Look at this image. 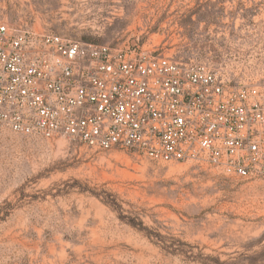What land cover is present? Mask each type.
<instances>
[{"label": "rangeland", "instance_id": "374dc122", "mask_svg": "<svg viewBox=\"0 0 264 264\" xmlns=\"http://www.w3.org/2000/svg\"><path fill=\"white\" fill-rule=\"evenodd\" d=\"M3 16L264 83V0H0ZM241 253L264 264V180L0 132V264H218Z\"/></svg>", "mask_w": 264, "mask_h": 264}, {"label": "built area", "instance_id": "2783aa9c", "mask_svg": "<svg viewBox=\"0 0 264 264\" xmlns=\"http://www.w3.org/2000/svg\"><path fill=\"white\" fill-rule=\"evenodd\" d=\"M0 132L264 180V83L0 17Z\"/></svg>", "mask_w": 264, "mask_h": 264}, {"label": "trees", "instance_id": "16d2710c", "mask_svg": "<svg viewBox=\"0 0 264 264\" xmlns=\"http://www.w3.org/2000/svg\"><path fill=\"white\" fill-rule=\"evenodd\" d=\"M93 42V41H89ZM98 43V42H96ZM133 226H136L135 222H130ZM257 260L255 259L254 256L248 255L246 253H241L238 257H235L232 260H219L218 259V264H256Z\"/></svg>", "mask_w": 264, "mask_h": 264}]
</instances>
